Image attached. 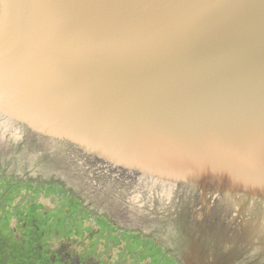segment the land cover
I'll return each instance as SVG.
<instances>
[{
    "label": "water",
    "instance_id": "95a60500",
    "mask_svg": "<svg viewBox=\"0 0 264 264\" xmlns=\"http://www.w3.org/2000/svg\"><path fill=\"white\" fill-rule=\"evenodd\" d=\"M8 173L65 182L0 201L41 203L49 243L264 264V0H0Z\"/></svg>",
    "mask_w": 264,
    "mask_h": 264
},
{
    "label": "flooded vegetation",
    "instance_id": "af4514ba",
    "mask_svg": "<svg viewBox=\"0 0 264 264\" xmlns=\"http://www.w3.org/2000/svg\"><path fill=\"white\" fill-rule=\"evenodd\" d=\"M9 176L13 177V180ZM46 178L51 179L50 181L49 179L43 181L45 179L43 176L17 177L11 173L5 174L3 175V183L0 180V187L3 186L5 188V192L0 195V201L7 198L10 193L20 191L23 187L26 191L30 190L32 193L33 191L37 193V189L39 188L40 190L42 187L39 186L40 184L45 186L47 182L56 183L51 186L52 191H54L60 187L57 183H61V185L65 183L61 181L62 179L60 177H56L54 174ZM45 187L48 186L46 185ZM66 189H63L64 193L61 196H64L65 193L69 194V191L67 192L68 189ZM11 190H15V192ZM64 197H59L64 199L63 203L71 199L66 196ZM40 204H29V213L25 211L27 205L25 208L21 207L22 209L17 206L15 209L18 208L17 210L19 212L14 222H12L13 220L10 221V219H7L9 216L7 218L6 216L5 218L0 217V264H177L156 241H153V239L147 236H141L139 238L133 235L135 233L128 234V236L134 238L133 240L138 244H140L139 241H142L144 249L136 251L128 263L119 262L118 258L114 257L95 259L89 255L90 249L86 250L82 248L83 243L78 248H74L72 245L71 247L68 246L70 243L67 241L62 246L56 242L49 243V239L53 236H48V232L44 230V225L48 222L49 212L48 210L43 211L45 207ZM101 220L99 219V221ZM122 237L124 238L123 235ZM123 238L120 236V242L124 241Z\"/></svg>",
    "mask_w": 264,
    "mask_h": 264
}]
</instances>
